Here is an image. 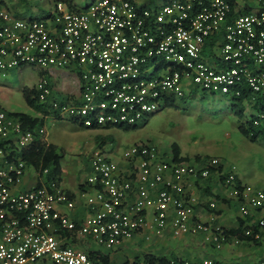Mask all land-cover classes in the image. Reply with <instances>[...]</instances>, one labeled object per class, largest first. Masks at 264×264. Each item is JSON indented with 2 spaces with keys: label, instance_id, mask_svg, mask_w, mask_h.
Wrapping results in <instances>:
<instances>
[{
  "label": "built area",
  "instance_id": "obj_1",
  "mask_svg": "<svg viewBox=\"0 0 264 264\" xmlns=\"http://www.w3.org/2000/svg\"><path fill=\"white\" fill-rule=\"evenodd\" d=\"M155 2L94 0L74 9L58 0L46 17L28 19L0 0V73L26 66L40 71L35 88L50 117L88 128H138L193 88L240 97L247 87L264 98V0ZM210 49L220 66L210 62ZM66 82L74 91L59 86ZM257 118L255 125L264 113ZM46 133L44 125L33 128L0 108V264H100L71 239L89 236L112 250L167 228L176 236L201 234L222 249L229 242L225 230L197 219L198 197L190 189L213 174L241 201L243 218L260 213L257 230L246 234L264 246V189L238 183L236 168L217 157L202 165L168 161L150 142L125 150L127 174L105 151L94 152L88 182L97 188L86 197L92 213L79 227L62 211L76 203L57 178L20 188L26 149ZM47 174L48 168L40 176ZM168 264L221 263L207 257Z\"/></svg>",
  "mask_w": 264,
  "mask_h": 264
},
{
  "label": "rangeland",
  "instance_id": "obj_2",
  "mask_svg": "<svg viewBox=\"0 0 264 264\" xmlns=\"http://www.w3.org/2000/svg\"><path fill=\"white\" fill-rule=\"evenodd\" d=\"M18 1L17 15L28 19L46 17L57 2ZM76 1L85 7L94 0ZM151 6H155V3ZM38 79V71L29 66L11 69L6 75L0 73V106L8 111H31L22 88L36 84ZM202 94L203 92L199 93L194 101L190 99L189 103L179 99L177 107L169 106L156 112L145 125L136 129L110 128L96 131L63 119L47 125L48 138L57 144L59 151L64 154L62 165L70 180L87 175L91 157L99 149L119 163H125L126 149L136 143L150 142L159 147L163 146L167 151H172V145L176 143L182 154L190 156L198 151L219 155L228 167L236 168L239 176L254 185L262 184L264 187V144L252 143L239 132L238 118L232 114L229 97L208 93L201 99ZM56 95L58 98L63 96L61 92H56ZM97 133H102L109 140L102 148L99 147ZM259 177L260 181L257 180ZM29 183L33 184V178H29ZM239 210L241 212L240 205ZM130 251L141 253L144 248L137 245V251Z\"/></svg>",
  "mask_w": 264,
  "mask_h": 264
},
{
  "label": "crops",
  "instance_id": "obj_3",
  "mask_svg": "<svg viewBox=\"0 0 264 264\" xmlns=\"http://www.w3.org/2000/svg\"><path fill=\"white\" fill-rule=\"evenodd\" d=\"M64 1L69 4L68 1L66 0ZM72 1L76 7H81V5L76 0H72ZM147 1L149 5H152L153 3L156 4L155 2L156 0H154L152 4L150 3V0H147ZM4 3H5V7L9 11H11L16 16H18L17 15L18 12L16 10V9H19L17 7L19 5L18 0H4ZM209 53H210L209 54L210 62L212 63V65L220 66L221 63L218 64V61L215 58L217 55L215 54V51L212 52V50L210 49ZM38 74L40 77L41 72L38 71ZM36 84L32 86H28V87H35ZM59 86H63L66 92L74 91V87L71 86L67 82L63 85L60 84ZM246 88L247 87H245L244 89ZM201 92H203L201 99H204L205 95L207 96L208 93L213 94L208 91L205 92L201 89L193 88V89H190L186 93V96L183 99L186 100L187 103H189L190 99L191 101H194L196 98H198L197 95ZM252 94L250 95V98H245V100H243V104L245 107V114L248 116L251 114L257 116L260 113V111L263 110L264 98L263 97L256 98ZM224 96L229 97L231 101L230 107H231L232 114L238 118L236 111L233 110L232 107H233V103H238L240 100L239 99L234 100L233 99L234 97L232 98V96H227V95H224ZM255 101L261 102L262 106L259 105L258 109L254 108L253 103ZM170 106L177 107V103L174 102L173 100ZM30 110L31 111L29 112L27 111L26 112L25 111H10V112L11 113L12 112L29 113L37 117L39 121H42V123H40L39 125H44L46 128H47V125H49L50 123L53 124L54 122H57V121H54L50 117L48 111L46 112L44 111L43 112L44 114H43L40 110H36L34 108H30ZM237 121H238V130H239V126L241 122L239 118L237 119ZM76 125L83 127L78 124ZM33 127H37V126H33ZM84 128H88V127H84ZM110 128H119V127L90 128V129L96 130V131H102L104 129H110ZM123 128L125 127H122V129ZM48 135L49 133L47 131L46 135L44 136L45 140L57 146V144H55L53 141H51L48 138ZM96 138H97L100 148L104 147L105 143L109 141L107 136L105 135L103 136L102 133H97ZM246 139L249 140L248 138ZM251 142L255 144L258 143L260 145H263L264 139L259 138L258 141L256 142L251 141ZM159 148L165 160H168V161L173 160V151H167L166 149H164L163 146H160ZM29 150L30 148L26 149L28 169L25 172L22 182L20 184L21 189L32 188L36 186L37 184L39 185L41 182H47L51 178L49 176H51L50 173L52 172V168L50 166L43 167V162H40L39 164L30 162L29 161ZM180 154L183 157L190 158L189 161L184 160L185 162H190V163H194L198 165H202L207 159H210L213 157L219 158V155H214L211 153H205V152H200V151H198L193 156L185 155L181 153V149H180ZM196 156H201L200 162L194 160ZM62 160H61V174L59 175L60 178L58 182L61 185V187L68 193V195L72 199H74L76 205L74 209H68L67 207H61V208H62V211H64L67 214H70L74 219H76L80 227L81 224L86 219V217L92 213L90 209V205L87 204L88 202H87L86 197L93 196L97 188L96 186L94 187L88 182L89 177L94 173L93 166L90 163V167L87 171V175L84 178L74 177L70 180L69 179L70 177L67 176L68 173L63 168ZM221 160L226 165L225 160L223 159ZM127 165L128 164L126 163H121V170L124 171L125 174L128 173L129 166ZM46 168L49 169V174L41 177L40 173L42 172L43 169H46ZM239 177L241 178L244 184L251 185V186L253 185L254 188L256 189H260V188L264 189L262 184L254 185L248 182L247 180H245L243 176L240 175ZM29 178L30 179L33 178V184L29 183ZM257 180L260 181V177ZM223 181H224L223 176H219L218 174H213L207 179H199L197 182L195 181L191 182V187H190L191 192L193 194H196V196L198 197V204L195 206L196 217L198 220L202 222L213 223L215 226H219L223 229L224 228H227V229L238 228L241 222V219H243L241 212L239 210V205L242 206V203L240 200L234 199L228 196L227 188L224 185ZM28 184L30 185L28 186ZM212 201H216V208L210 207V203ZM259 215L260 213L256 212L253 217H249L247 219V224H249L250 226L253 225L255 220L257 219L256 217H258ZM67 234L69 233L67 232ZM69 243L74 244L75 246L81 247L86 251L91 249V250L107 253L110 255L113 264H124L127 261L132 262L133 260H135L136 257L143 256L148 253L154 254L158 257H167L169 258L170 261L174 260L176 262H181L184 259H187L190 261H198V260L209 257V258H213L217 260L221 264H264V248L261 245H257L252 241H242L237 244L235 243V240H234V241H231V243L230 242L227 243L222 249H216L211 244H208L207 242H205L201 234H198V235L183 234L180 236H176L171 230V228H167L161 235H157L152 231H147L145 233L137 234L134 237V239L126 241L123 244L119 245L117 248H114L112 250L107 249L103 247L102 245L95 243L93 239L89 236H86V237L74 236V238L71 239ZM173 244L175 245V247H172ZM137 245L143 246L144 252L142 251L141 253H138V252L132 253L130 251L131 249H134L135 251H137ZM174 258H177V259H174ZM46 264H52V263H46Z\"/></svg>",
  "mask_w": 264,
  "mask_h": 264
},
{
  "label": "trees",
  "instance_id": "obj_4",
  "mask_svg": "<svg viewBox=\"0 0 264 264\" xmlns=\"http://www.w3.org/2000/svg\"><path fill=\"white\" fill-rule=\"evenodd\" d=\"M69 2L70 6L74 9H78L80 7H76L73 4L72 0H66ZM25 101L27 103V105L30 108H34L36 110H40L42 112H46V104L41 102L40 97H39V92L37 91V89L35 87H28L25 86L22 89ZM251 91L249 89H244L242 95L240 97H235L232 96V98L234 100H240L238 103H233V110L236 111V114L240 120V126H239V130L241 132V134L248 138L249 140L256 142L259 140V138H263L264 139V119H260L259 118V125H255L254 124V120L258 119L256 115H246L245 114V107L243 104V100H245V98H250L251 95ZM253 95V94H252ZM261 96H256V98H259ZM173 102V101H171ZM262 106L261 102H254L253 103V107L258 109V106ZM0 108H2L0 106ZM262 108V107H261ZM3 109V108H2ZM5 110V109H4ZM260 113H264V107L263 110L260 111ZM13 115H15L16 117L21 118L22 120H24L26 123L30 124L32 127L33 126H38L40 123H42V121H39V119L29 113H25V112H12ZM34 128V127H33ZM122 129V127H119ZM125 130H131V129H136V128H129V127H125L123 128ZM45 136V135H44ZM43 136V138L41 139H37L35 140L29 150V161L39 164L40 162H43V167L45 166H50L52 168V172L50 173L51 176L49 177H55L59 180V175L61 174V160L64 157V154L59 151L58 147L52 143H49L45 140V137ZM172 151H173V162H180V161H184V160H190L189 157H183L180 154V147L178 144L173 143L172 145ZM195 161L200 162L201 161V156H196ZM223 167H221L222 169ZM238 183H243L241 178L239 177L238 174V178H237ZM247 219L248 218H243L241 219V222L239 224L238 228H224L228 238H229V242L231 243V241L237 240L239 239V242L242 241H252L257 245H262V242L259 240H256L253 235H247L246 231L247 230H257L258 226L257 224H253V225H249L247 224ZM228 242V243H229ZM88 255L90 256V258H92L93 260L97 261L100 264H113L111 257L109 254L107 253H103L101 251H95V250H87ZM177 259V258H174ZM147 261L153 262V263H162V264H167L170 262L169 258L167 257H158L154 254H145L143 256H138L135 258V260H133L132 262L127 261L124 264H145ZM181 261V260H180Z\"/></svg>",
  "mask_w": 264,
  "mask_h": 264
}]
</instances>
